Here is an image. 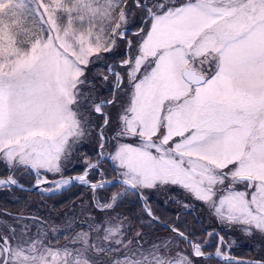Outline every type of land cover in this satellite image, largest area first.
Masks as SVG:
<instances>
[{
  "label": "snow or ice",
  "instance_id": "snow-or-ice-1",
  "mask_svg": "<svg viewBox=\"0 0 264 264\" xmlns=\"http://www.w3.org/2000/svg\"><path fill=\"white\" fill-rule=\"evenodd\" d=\"M136 15L142 23L130 33ZM121 42L126 88L109 65L102 79L113 78L112 98H99L88 66ZM119 90L127 99L109 153L119 191L97 207L107 212L127 194L146 202L145 190L177 186L220 224L264 238V0H0V163L8 168L0 188L17 186L20 168L37 188L48 184L93 113L103 121V158L106 109ZM98 165L86 161L82 175L54 180V189L75 180L95 199L111 183L89 181ZM145 211L158 219L147 203ZM170 228L171 239L145 247L142 233L128 238L117 217L90 223L64 245L40 227L33 234L9 225L0 231V264H196L212 256L205 247L214 237L225 264H264L236 261L219 232L201 240Z\"/></svg>",
  "mask_w": 264,
  "mask_h": 264
},
{
  "label": "trees",
  "instance_id": "trees-1",
  "mask_svg": "<svg viewBox=\"0 0 264 264\" xmlns=\"http://www.w3.org/2000/svg\"><path fill=\"white\" fill-rule=\"evenodd\" d=\"M135 17V23H132L129 25V29L135 31L136 28L142 23V20L139 15L134 16ZM38 19V18H37ZM132 39H135L134 37H131ZM125 45L123 46V42L119 44V46L112 52L105 54L104 59L99 61V64L96 65H89L88 70L90 71V76H88V80L90 82H93V78L95 73H100L102 76L103 74H107V68L109 65H113L116 67L117 71L122 72V74L125 75L124 70L119 68V62L120 60L125 56L126 52ZM87 70V71H88ZM97 70V71H96ZM100 80L98 78L95 79V81ZM100 86H102V83L100 84L99 81H97ZM124 83V86L125 87ZM99 86L97 88L94 87V92L96 93V96L99 98H105V99H111L113 94V78L110 77L108 81H104V88L101 90H98ZM117 96V103L114 106H110L106 111L109 112L111 116V124L105 128L104 135L108 138V142L106 144V147L104 149V152L113 151L114 143H116V140L113 139L115 136V132L117 129L118 121H117V115L119 113L121 104L125 102L127 99L125 91L119 90L116 93ZM117 108L119 109L117 111ZM117 111V112H116ZM94 123V130L89 131L87 130V134L85 137L80 141V147L76 150L77 154L81 156L82 158L95 163L98 159H100L99 154V144L100 139L98 136L99 127L103 123L102 119L98 117L96 114L93 113L91 118ZM117 123V124H116ZM93 136V138H91ZM85 167H74L69 170H65L64 177L68 176H74V175H81L84 171ZM116 175V169L113 168L107 160L99 161V165L94 170H89L88 179L92 183H96L100 181L101 178L103 179H113ZM34 182V178H30L27 180H23L22 183L26 187H30ZM119 191V185H111L109 187H105L102 189H98L96 191V195L98 198H102L105 201H107L113 193ZM165 191L168 193L166 198L167 202L163 201V197L161 194L159 195H153L149 199V205L152 212L154 213L155 217L158 218L159 221L162 223H166L169 225L176 224V227L180 229L181 231H187L189 230L188 224H191V231L194 230L195 238H205L208 232H211L212 230L219 232L221 235L225 237V244H228V238H227V232L223 231V229L218 227V221L217 219L210 217H207V220L205 218V208H203L201 214L196 213L197 219L199 222L195 219L194 215L191 214L189 211H185L184 209H180L176 202L181 196V193H179L178 188L175 187H169L167 186ZM84 197H87V200L91 197H93L92 191L81 187L77 185H71L69 188L61 191L60 193L56 194H50V195H44L42 193H30V192H24L20 191L18 189H3L0 190V218L5 219L7 222L3 221V223L9 224L11 221L16 220L15 217H9L8 215H5L4 212L13 213L18 215L19 213L24 214V211L26 210L27 214L35 216L38 223L45 225L46 219L45 214L49 216V218L57 219L60 217L59 215L68 212L71 208L76 209L78 206V203H83L85 200ZM170 198V199H169ZM123 199V198H122ZM163 199V200H162ZM175 208V211L173 210ZM95 213L97 215H102L104 213H111V214H118L121 217H124L127 221V225L131 230L128 232L129 238H131L132 235H134L139 227H145L143 223H141L142 219L145 221H149L146 217L140 203L137 201L136 197L131 194L130 198L125 197L123 201H120L116 203V205L113 207V209L108 210L107 212L101 211L99 209H95ZM181 214V215H180ZM175 217H178V220L180 218L184 221H175ZM31 220V219H29ZM77 221V220H76ZM150 222V221H149ZM182 223V224H181ZM86 227V226H85ZM82 227V228H85ZM49 228V227H48ZM136 228V229H135ZM148 229H145L144 232H142V242L146 246L145 240L150 238V234H152L155 238L162 235H165V237H173V234L163 228H160L159 226L150 223ZM151 229L150 231H147ZM153 229V230H152ZM186 229V230H185ZM49 230V229H48ZM227 231H230V229L226 228ZM140 231V228H139ZM71 231L70 233H72ZM149 232V233H148ZM49 232L47 231V234ZM161 233V234H159ZM188 234V233H187ZM192 237V236H190ZM193 238V237H192ZM61 241L64 240L60 237H56L55 240ZM244 240L245 245L240 246L238 248H233L230 250V255L235 258H244L248 260H257L255 258L254 254V248L248 243L247 238L242 237ZM216 241L217 237H214L211 239V244L207 245L205 247V250L207 253H213L216 247ZM262 250H264V245L260 247ZM196 262H201L203 264H223L218 262L215 259L211 258H196Z\"/></svg>",
  "mask_w": 264,
  "mask_h": 264
},
{
  "label": "rangeland",
  "instance_id": "rangeland-1",
  "mask_svg": "<svg viewBox=\"0 0 264 264\" xmlns=\"http://www.w3.org/2000/svg\"><path fill=\"white\" fill-rule=\"evenodd\" d=\"M132 23H135V17H131L130 18V24L129 25H131ZM45 27H47V26H45ZM129 32L131 33V32H133V30L129 29ZM124 45H125V43H123V46ZM125 47H126V45H125ZM93 61L94 62L91 63V64L92 65H96V64H99V61H101V60H95V58H93ZM90 75H91L90 71L88 70L87 71V76H90ZM93 75H94L93 82H90V85L94 86L95 88H97V86H99L98 90H101L102 88L105 89L104 80L102 79V76L100 75L99 71H98V73H95ZM96 78L100 79V80H97V81H99L100 84L102 83V86H100L98 84V82L95 81ZM125 83H126L125 84V88H126V85H127L126 73H125ZM118 110L119 109L117 108V111ZM91 120H90L89 127H88L89 131L94 130V123ZM117 121H118V119H117ZM98 136H99V132H98ZM91 138H93V136H91ZM79 147H80V142H78L77 144H75L73 146V150H72L71 155L68 157V159L66 161L63 162V167H62L61 173H56V174L49 173L48 174V179L54 180V179L62 178L65 175V173H64L65 170H69V169H72L74 167H77V168L78 167H82V166L85 167V162L88 161V160L82 158L81 156H79L77 154L76 150ZM115 147H116V143H114L112 152L115 151ZM110 151H111V148H110ZM110 151L104 152L103 159L106 156H109ZM99 154H100V148H99ZM100 159H99V161H100ZM1 165H3V167L5 169H8L3 163H0V166ZM111 166L116 169L113 161H112ZM24 171H26V170H24ZM117 173H118V170L116 169L115 177L117 176ZM26 175H27L28 179L34 178V180H35L34 174L30 173L29 171H26ZM115 177H113V179ZM101 180H104V179L101 178L100 181ZM70 186L71 185H69L66 188H69ZM107 187H109V186H107ZM169 187L178 188V191H179V193H181V196L177 200L178 202H176L177 206L180 209H184L185 211L191 212V214L194 215L195 219L198 222H199V220L197 219L198 217L196 216V213L201 214L200 212H202V210H203V208H201V207L205 208L206 213H205L204 216H205L206 220H207V217L208 218H210V217L215 218L214 215L212 214V212L210 211L209 207L207 205H205L203 202L194 199L192 196H190L184 190H182L181 188H179L177 186H169ZM49 188L54 189V185H52L50 187H47L46 189H49ZM165 189H166V187L160 188V189H155V190H145V195L147 197V200H146V202L143 200L144 205H145V203H147V206L151 209V207L149 205V199L148 198H150L153 195H159V194L162 195V197L164 199V200L163 199L162 200L167 202L168 200H167L166 196H167L168 193L165 191ZM41 192L50 195V194H55V193H57L59 191L54 189L52 191H41ZM92 194H93V192H92ZM130 196H131V194H127V195L121 196L119 198V200L117 201V203L120 202V201H123L125 199V197L130 198ZM84 198H85V200L83 201V203H78L77 204L78 207L76 209L71 208L68 212H65V213L59 215L60 217H58L57 219H54V218H51V217L49 218V216L47 214H45V219H46L45 225H42V224L38 223L36 220H34V221L33 220H29V218L24 217V216L21 217V218H16V220L11 221L9 224L2 223L3 221H5V222H7V221L5 219H1L2 222L0 224L1 225H8V226L11 225V227H14L17 230L22 229V228H24L25 225H27L29 231L31 233H33V234L37 231L38 227L42 228L46 232H47L48 227H49L48 236L52 239V242L54 244H56L57 240H55V238L56 237H60V238H62L64 240L59 241V245H64V244L68 243L69 240L71 239V237H73L76 233L81 232V231H87L89 229V224L90 223H102L104 220L108 219L109 217H117L120 220H123V222L125 224V232H126V235L129 238L128 232L131 230V228L128 227V225L126 223L127 220L124 217H121L118 214H114L113 215L111 213H104L102 215H97L95 213V209L96 210L99 209L97 207L96 201L105 202L104 199L98 198L96 194H95V199H94V197H91L88 200H87V197H84ZM185 205H188V207H185ZM173 210L175 211V208H173ZM151 211H153V210L151 209ZM23 215H29V214H27V212L25 210ZM153 215H154V213H153ZM183 219H185V218H180V220H178V217H175V221H177V222L181 221V220L184 221ZM141 223H143V225L145 227H142V228L139 227L140 231H139V228L138 229L135 228L136 231H138L140 233L144 232L145 229H148L147 227H149L151 222L145 221L144 219H142ZM175 223H174V225H171V226H175L176 227ZM187 224H188V227H189L188 229L189 230H187L186 233H188L189 236H192L193 238H195V235L193 234L194 230L191 231L192 225L189 224V223H187ZM82 227H85V228H82ZM218 227L223 229V231L227 232L228 244L225 245V251L228 252L229 255H230L229 252H230L231 249L238 248L240 246L245 245L244 240L242 239V237H245V238H247L248 243L254 248V254L256 255L255 258H257V260L264 259V250H262L260 248V247H262L264 245V238H262L259 234L253 235L251 237L245 236L238 229L237 230H232V229L220 224L219 221H218ZM226 228L230 229V231H227ZM150 230L151 229H149L147 231H150ZM71 231H73V232L70 233ZM212 231H214V230H212ZM135 234L132 235L131 238H135ZM159 234H161V233H159ZM93 235H95V233H93ZM151 237H153L152 234H150V238L145 240V242H146V246L144 245L145 247H150L153 243H160L161 241H163L165 239H171V237H165V235H162V234L160 236H158V237L155 236V238H151ZM66 238H68V239H66ZM217 241H218V237H217ZM217 241H216V243H217ZM209 244H211V241H210ZM59 245H57V246H59ZM228 245H231V247H228ZM180 248L184 249L185 246L183 244H181ZM215 249H216V247H215ZM173 251H175V248L173 249ZM213 253H215V250H214ZM242 259H244V258H242ZM196 264H203V263L196 262Z\"/></svg>",
  "mask_w": 264,
  "mask_h": 264
},
{
  "label": "water",
  "instance_id": "water-1",
  "mask_svg": "<svg viewBox=\"0 0 264 264\" xmlns=\"http://www.w3.org/2000/svg\"><path fill=\"white\" fill-rule=\"evenodd\" d=\"M102 159H103V158H101L100 161H102ZM103 160H107V162H108L109 164H112V161H111V159L109 158V156H106ZM81 175H82V174H81ZM73 177H76V176H68V177H62V178H63V179H71V178H73ZM59 179H61V178L54 179V180H59ZM54 180H49V183H48V184H43V185L40 186V188H37V187L35 186L36 182H35L31 187H29V188H27V187H23V186H20V185L12 186V188H15V189H18V190H20V191H24V192H30V193L41 192V189H44L45 187H50V186L54 185V184L52 183V181H54ZM72 181H74V182H73L71 185H77V186H81V187H84V188H86V189L91 190L90 186L81 185L78 181H75V180H72ZM104 181H109V182H111V183L106 184L105 187H107V186H111V185H118V180H116L115 178H114V179H104ZM98 182H100V181H98ZM98 182H97V183H98ZM65 189H66V188H65ZM63 190H64V189L60 190L59 192H61V191H63ZM91 191H92V190H91ZM59 192H58V193H59ZM133 195L136 197L137 201L140 203V205H141V207H142V209H143L145 215L147 216L148 220H149L151 223H153V224L159 226L160 228H163V229H165V230L171 232V228H170L171 225L166 224V223H162V222L159 221L158 219H157V220H153L151 217H149V216L147 215V212L145 211V205H144V202H143V200L140 198L139 194H133ZM171 233H172V232H171ZM172 234H173V233H172ZM173 235H174V234H173ZM204 258H209V257L206 256V257H204ZM210 258L215 259V260H217L218 262L225 264V262H224L223 260H221L219 257H216V256L214 255V253H212V256H211ZM233 258H235V257H233ZM235 260H236V261H241V262H243V261H250V260H248V259H242V258H235Z\"/></svg>",
  "mask_w": 264,
  "mask_h": 264
},
{
  "label": "flooded vegetation",
  "instance_id": "flooded-vegetation-1",
  "mask_svg": "<svg viewBox=\"0 0 264 264\" xmlns=\"http://www.w3.org/2000/svg\"><path fill=\"white\" fill-rule=\"evenodd\" d=\"M8 174V169H5L4 167H3V165H1L0 166V177H2V176H6ZM15 177H16V179H17V181H18V184L19 185H22V186H24L23 185V183H22V181L23 180H27L28 178H27V175H26V171H24L22 168H20L19 170H17L16 172H15ZM35 181V180H34ZM33 183H35V182H33ZM26 187V186H25ZM11 189H15V188H12V187H10ZM9 187H3V188H1L0 190H3V189H10ZM44 189H46V188H44ZM42 194H44V195H47V194H45V193H42ZM4 214L5 215H8L9 217H15V218H21V217H27V218H29V219H31V220H33V219H37L35 216H32V215H23L22 213H19L18 215H16V214H13V213H8V212H4ZM1 219L2 218H0V223L2 222L1 221ZM3 223V222H2ZM7 227H8V225H1L0 224V231H4V232H6L7 231ZM14 228V227H13ZM49 229V228H48ZM47 231H49V230H47Z\"/></svg>",
  "mask_w": 264,
  "mask_h": 264
},
{
  "label": "bare ground",
  "instance_id": "bare-ground-1",
  "mask_svg": "<svg viewBox=\"0 0 264 264\" xmlns=\"http://www.w3.org/2000/svg\"><path fill=\"white\" fill-rule=\"evenodd\" d=\"M73 182H74V181H71V183L68 184V185H66L64 188L68 187V186L71 185ZM64 188H62V189H64ZM62 189H59V190H57V191H60V190H62Z\"/></svg>",
  "mask_w": 264,
  "mask_h": 264
}]
</instances>
